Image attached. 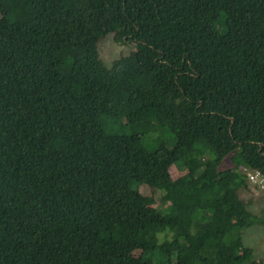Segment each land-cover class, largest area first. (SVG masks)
I'll use <instances>...</instances> for the list:
<instances>
[{"label": "trees", "instance_id": "16d2710c", "mask_svg": "<svg viewBox=\"0 0 264 264\" xmlns=\"http://www.w3.org/2000/svg\"><path fill=\"white\" fill-rule=\"evenodd\" d=\"M247 171L264 0H0V264H253Z\"/></svg>", "mask_w": 264, "mask_h": 264}, {"label": "rangeland", "instance_id": "374dc122", "mask_svg": "<svg viewBox=\"0 0 264 264\" xmlns=\"http://www.w3.org/2000/svg\"><path fill=\"white\" fill-rule=\"evenodd\" d=\"M135 47L133 43L124 42V44L120 45L113 41L111 35H106L101 38L97 43V52L99 55L100 60L106 65L109 66L113 60H115L120 55H128L129 53L133 52ZM101 124L103 128L110 133H117V134H127L128 130L126 127L122 126V121H118L116 124L111 121L109 117H102ZM150 124L153 125L152 122H145L139 124L135 127L134 130L138 133L146 132L147 141H151L152 137L157 136V134H151L152 128ZM159 137L156 139L159 140H168L171 139V134L163 131L159 133ZM229 167V160L226 157L220 164L219 169H225ZM171 178L176 177L177 172L174 169L170 170L169 173ZM249 186V191H240V196L242 199H250L251 205L249 210L256 215L261 221H264V191L257 190L255 187ZM141 188V187H140ZM143 195H146L152 198L156 204V207L160 205L157 204V201L161 195L160 192L151 190L147 187H142L140 189ZM242 242L243 244L248 247L253 256V264H264V225L261 224H254L251 227L243 230L241 232ZM136 255V254H135Z\"/></svg>", "mask_w": 264, "mask_h": 264}, {"label": "built area", "instance_id": "2783aa9c", "mask_svg": "<svg viewBox=\"0 0 264 264\" xmlns=\"http://www.w3.org/2000/svg\"><path fill=\"white\" fill-rule=\"evenodd\" d=\"M247 184L257 190L264 191V175L253 171L246 172Z\"/></svg>", "mask_w": 264, "mask_h": 264}]
</instances>
